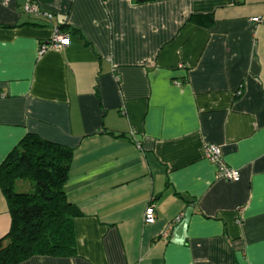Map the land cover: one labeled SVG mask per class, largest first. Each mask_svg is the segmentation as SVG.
<instances>
[{"label": "crops", "instance_id": "1", "mask_svg": "<svg viewBox=\"0 0 264 264\" xmlns=\"http://www.w3.org/2000/svg\"><path fill=\"white\" fill-rule=\"evenodd\" d=\"M29 134L74 150L81 215L73 255L19 264H264V0H0V165Z\"/></svg>", "mask_w": 264, "mask_h": 264}, {"label": "trees", "instance_id": "2", "mask_svg": "<svg viewBox=\"0 0 264 264\" xmlns=\"http://www.w3.org/2000/svg\"><path fill=\"white\" fill-rule=\"evenodd\" d=\"M73 158L72 148L29 134L0 165V189L11 216L0 241V264L76 252L74 219L81 213L66 194ZM20 181L29 186H18Z\"/></svg>", "mask_w": 264, "mask_h": 264}, {"label": "built area", "instance_id": "3", "mask_svg": "<svg viewBox=\"0 0 264 264\" xmlns=\"http://www.w3.org/2000/svg\"><path fill=\"white\" fill-rule=\"evenodd\" d=\"M22 12L28 15H34L42 17L48 21L53 18V15L47 11H44L40 8V6L35 2L26 3L22 7ZM254 22H262L261 19H252ZM69 44V37L67 34H64L58 27H55L53 30L52 39L46 43H42L38 49V55H44L50 49H62ZM204 156L211 163H213L216 167V178L217 179H225L227 181L237 182L240 180V173L238 170L230 167L225 160L223 159L221 147L215 144L208 143L204 147ZM244 208L237 207L236 211L239 214H242ZM144 220L146 223L150 224L155 222L156 220V212L154 210L153 205H150L144 216ZM181 216L176 218V221H180ZM172 225L169 226L168 230L164 234V237L167 238L169 236V232L171 230Z\"/></svg>", "mask_w": 264, "mask_h": 264}, {"label": "rangeland", "instance_id": "4", "mask_svg": "<svg viewBox=\"0 0 264 264\" xmlns=\"http://www.w3.org/2000/svg\"><path fill=\"white\" fill-rule=\"evenodd\" d=\"M23 183H24V182H23ZM25 183H26V185H27V184H29V181H28V182H25ZM17 190L19 191L20 189H19V188H17Z\"/></svg>", "mask_w": 264, "mask_h": 264}]
</instances>
